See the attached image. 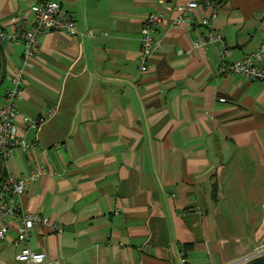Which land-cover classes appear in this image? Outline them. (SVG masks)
Segmentation results:
<instances>
[{
  "label": "crops",
  "instance_id": "0c3cea01",
  "mask_svg": "<svg viewBox=\"0 0 264 264\" xmlns=\"http://www.w3.org/2000/svg\"><path fill=\"white\" fill-rule=\"evenodd\" d=\"M61 1L80 33L40 35L17 123L46 118L26 133L35 147L0 158V184L9 173L49 169L19 201L62 232L38 227L27 244L46 253L44 264H246L261 256L264 82L225 75L217 46H194L204 28L173 23L190 0ZM37 2L0 0L4 29L31 23ZM217 2L213 28L227 60H242L264 41V0ZM156 11L166 13L161 45L142 72L141 30ZM23 63L24 47L0 40V108ZM16 239L12 229L0 241V264H29L17 260Z\"/></svg>",
  "mask_w": 264,
  "mask_h": 264
},
{
  "label": "built area",
  "instance_id": "2783aa9c",
  "mask_svg": "<svg viewBox=\"0 0 264 264\" xmlns=\"http://www.w3.org/2000/svg\"><path fill=\"white\" fill-rule=\"evenodd\" d=\"M218 0H190L177 7L178 16L173 22L175 25L187 24L190 27H202L194 41V46L206 50L209 45H215L219 49L222 72L228 74H242L251 81L264 82V66L260 59L264 55V41L252 54L242 60L228 61L229 49L223 34L213 28V22L219 16ZM202 7L209 9L210 14L196 18L191 13ZM34 19L31 23L23 21L22 26L9 33L4 29L0 18V40H10L16 45L24 47V63L17 67L12 76V84L6 90V102L0 108V158L6 163L11 159L17 149L28 151L35 147L34 143L26 138L30 128H36L46 117L33 119L24 117L23 125L17 123L18 100L24 94V80L27 68L33 65L39 49L40 35L48 31H63L69 35L80 33L74 16L62 4L61 0H38L33 6ZM166 13L156 11L151 13L141 30V52L138 60L142 72L149 69V62L153 51L161 45L157 38V30L165 21ZM87 36H93L92 31L86 32ZM50 109L48 115H51ZM49 171L46 165H40L31 170L28 176L7 174L0 184V241H5L10 230L17 231L16 244L20 246L17 260L29 264H44L47 261L46 253L33 250L28 240L38 227L51 225L53 231L62 232L57 224H51L49 217L40 212L23 211L20 197L31 183L37 181L40 175ZM53 264H60L56 259Z\"/></svg>",
  "mask_w": 264,
  "mask_h": 264
},
{
  "label": "trees",
  "instance_id": "16d2710c",
  "mask_svg": "<svg viewBox=\"0 0 264 264\" xmlns=\"http://www.w3.org/2000/svg\"><path fill=\"white\" fill-rule=\"evenodd\" d=\"M246 264H264V255L256 257L251 261L247 262Z\"/></svg>",
  "mask_w": 264,
  "mask_h": 264
},
{
  "label": "rangeland",
  "instance_id": "374dc122",
  "mask_svg": "<svg viewBox=\"0 0 264 264\" xmlns=\"http://www.w3.org/2000/svg\"><path fill=\"white\" fill-rule=\"evenodd\" d=\"M260 254H261V255H264V251H262Z\"/></svg>",
  "mask_w": 264,
  "mask_h": 264
}]
</instances>
